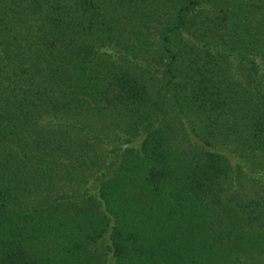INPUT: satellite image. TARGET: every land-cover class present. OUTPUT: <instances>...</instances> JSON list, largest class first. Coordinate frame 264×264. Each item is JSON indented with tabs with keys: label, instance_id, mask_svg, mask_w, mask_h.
Masks as SVG:
<instances>
[{
	"label": "trees",
	"instance_id": "16d2710c",
	"mask_svg": "<svg viewBox=\"0 0 264 264\" xmlns=\"http://www.w3.org/2000/svg\"><path fill=\"white\" fill-rule=\"evenodd\" d=\"M0 264H264V0H0Z\"/></svg>",
	"mask_w": 264,
	"mask_h": 264
}]
</instances>
